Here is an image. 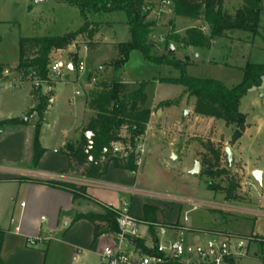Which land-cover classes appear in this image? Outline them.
Wrapping results in <instances>:
<instances>
[{"label":"rangeland","instance_id":"1","mask_svg":"<svg viewBox=\"0 0 264 264\" xmlns=\"http://www.w3.org/2000/svg\"><path fill=\"white\" fill-rule=\"evenodd\" d=\"M35 1L0 0V68L7 73L16 67L12 36L55 37L78 31L83 26L79 10L63 0H45L39 4ZM143 1L149 6L148 20L156 24L151 36L156 46L153 55L185 63L188 76L218 81L231 89L242 81L243 71L248 65L264 66V0L261 3L259 35L233 31L227 37L212 38L203 47H184L173 41L178 36L184 38L187 30L201 27V22L175 16L171 6L162 5L166 0ZM222 1L230 16L244 5V0ZM91 20L101 24L92 50L85 54L84 45H81V51L72 47L54 52L52 56L53 62L63 60L75 64L83 59L87 63V73L63 69L60 78L51 75L49 83L32 84L34 93L39 86H45L44 91L47 88L53 90L45 94L53 101L49 102V113L46 111L44 114L47 122L40 131L43 145L58 147L65 138L71 139L79 134L76 127L88 116L86 100L98 91L100 83L118 81L126 94L146 84L147 106L153 118L150 119L146 139L144 136L136 151L140 155L137 164L140 187L158 197L180 202L179 222L169 225L181 224L198 231L206 240L213 235L248 240L252 242L248 255L236 264H264V245L253 240L254 236L264 239V80L261 87L251 89L241 100L239 112L246 117L247 129L241 139L232 142L235 126L197 114L196 98L184 87L167 81L180 78L181 70L149 62L139 51L131 52L121 69L114 68L119 58L118 45L130 40L125 13H110ZM203 30L209 35L207 28L203 27ZM171 46L175 50L173 54L169 53ZM75 53L77 57H74ZM16 70V76L22 79ZM92 79L97 83L91 82ZM3 92L6 100L3 109L6 112L0 113L5 118L19 115L18 111L27 102L26 89L6 87ZM37 104L35 96V106L25 115L27 124L32 126L39 120L34 112ZM185 111L189 112L187 116ZM155 130L158 131L156 136ZM226 147L234 152L231 169L225 155ZM172 148H175L177 158L172 156ZM211 150L219 152V159L216 160ZM196 162L200 163V172L192 175L190 172ZM237 162L242 165L238 166ZM257 170L263 173L261 184L253 177ZM230 185L236 187L233 198L227 200L226 191ZM83 199L102 211L111 208L89 196ZM6 204L0 195L1 208ZM185 215L188 223L184 222Z\"/></svg>","mask_w":264,"mask_h":264},{"label":"trees","instance_id":"2","mask_svg":"<svg viewBox=\"0 0 264 264\" xmlns=\"http://www.w3.org/2000/svg\"><path fill=\"white\" fill-rule=\"evenodd\" d=\"M63 1L79 10L84 22L83 26L78 31L62 36L21 38L16 71L23 80L40 84L51 82L50 66L53 63L54 52L69 50L73 46L78 48L81 45H85L89 52L95 47V39L101 28L100 23L92 22L91 19L123 12L127 16L130 40L118 45L119 58L114 68L121 69L128 61L130 53L139 51L149 62L181 70L180 78L167 81L184 87L187 93L196 98L197 114L223 120L227 125L235 126L232 142L242 138L246 130V117L239 112L240 102L251 89L261 87L264 80V66L248 65L243 71L242 81L231 89L218 81L194 78L186 74L185 63L153 55L156 46L151 36L156 24L148 20L149 6L143 0ZM261 3L262 0H244L243 7L234 16H230L225 11L222 0H172L171 10L175 16L202 24L201 27L187 30L184 38L178 36L173 41L184 47H203L207 46L212 38L227 37L233 31L257 36L261 30ZM203 27L209 30V35L204 32ZM34 96L38 102L34 112L37 113L39 120L34 125L31 168L38 166L46 152L40 143V131L44 123V114L50 106V96L42 94L38 88ZM148 101L146 84L126 94L123 85L118 81L100 83L98 91L93 92L91 98L85 103L93 116L87 125L80 129L78 139L75 142H67L62 149V153L68 159V168L63 173L99 180L107 174L110 165L119 170L137 172L139 158L136 152L137 147L144 138L151 119ZM21 124L26 123L20 119L0 123L3 127ZM87 132L92 133L91 146L85 135ZM116 145H121L123 151L115 153ZM211 152L216 160L219 159V152L215 150ZM47 184L70 193L73 200L83 199L87 195L85 187L67 183L48 182ZM235 187L233 185L228 187L227 200L233 198ZM157 211V208L153 206H144L143 222L149 224L152 235L155 234L152 224L158 223ZM118 218L116 209L105 208L103 213L76 214L71 224L80 220L91 223L94 227V241H96L103 235L114 236L120 233ZM3 237L4 233L0 232V243ZM253 240L259 242L261 246L264 245V239L254 236ZM135 243L144 249V241L135 240ZM0 264H3L1 259Z\"/></svg>","mask_w":264,"mask_h":264},{"label":"crops","instance_id":"3","mask_svg":"<svg viewBox=\"0 0 264 264\" xmlns=\"http://www.w3.org/2000/svg\"><path fill=\"white\" fill-rule=\"evenodd\" d=\"M20 39L19 35L12 36L16 67L9 68V73L0 68V112H6L3 109L6 101L3 91L6 87L12 90L16 86L26 89L27 102L17 116L5 118L0 113V123L12 119L23 121L26 113L35 106L33 83L18 78L15 72L19 62ZM69 69L73 72L71 67ZM44 87H38L42 94L48 91H44ZM85 109L88 116L76 127L77 132L93 116L86 104ZM24 123L15 128L0 125V195H3L7 203L3 208L0 206V232L4 233L0 243V259L3 264H101L99 256L102 249L114 243L113 235H103L94 241V227L86 220L71 224L76 214L103 213L100 207L84 199L73 200L70 193L49 186L48 182L85 187L86 196L118 210L129 205L130 214L141 221L144 219V206L157 208L156 217L160 223L169 225L180 218V202L158 197L141 188L139 170H119L110 165L107 174L99 180L64 174L68 168V159L62 149L67 142H75L78 133L71 138L74 140L65 138L60 146L54 148L45 147L40 138L46 152L38 166L31 168L34 126ZM155 131L156 136L158 131ZM171 152L176 157L175 148ZM138 230L140 240L151 245V238L155 234L152 235L145 225L139 226ZM32 241H36L34 245H31Z\"/></svg>","mask_w":264,"mask_h":264},{"label":"built area","instance_id":"4","mask_svg":"<svg viewBox=\"0 0 264 264\" xmlns=\"http://www.w3.org/2000/svg\"><path fill=\"white\" fill-rule=\"evenodd\" d=\"M162 5L171 6L172 0L163 1ZM73 48L76 49V46ZM81 49L82 47L77 48L79 51ZM83 52L85 54L88 52L85 45ZM75 55L77 57L76 53ZM69 67L73 72L77 71L80 74L87 73L88 68L83 59L78 60L75 64L57 60L51 64L50 70L52 75L60 78L62 70L69 71ZM91 82L97 83L96 79H92ZM47 89L48 92L52 91L51 88ZM76 95H80V93L77 92ZM50 101L52 102V99ZM85 135L91 146L92 133L87 132ZM122 151L121 145L114 147L115 153ZM138 160L140 161V155ZM188 202L192 203L191 200ZM21 206L24 207L25 204H21ZM117 213L120 233L113 236L114 243L112 245L102 249L99 256L101 264H169L172 262L180 264H231L234 262L236 264L239 260L247 257L250 243H252L248 240L224 235H213L206 240L198 231L191 230L181 224L180 226L178 224L162 225L158 222L152 224L155 235L151 238V245L145 244V251L137 246L135 240L141 239L138 227L145 225L149 228V224L133 217L130 214L129 205H124L122 209L117 210ZM184 222H189L187 215L184 217ZM35 242L32 241L31 245H34Z\"/></svg>","mask_w":264,"mask_h":264},{"label":"water","instance_id":"5","mask_svg":"<svg viewBox=\"0 0 264 264\" xmlns=\"http://www.w3.org/2000/svg\"><path fill=\"white\" fill-rule=\"evenodd\" d=\"M45 0H36L35 1V4H39V3H42V2H44ZM174 47L173 46H171L170 47V50H169V53L170 54H173L174 53ZM39 89H41V88H39ZM189 114V112L188 111H185L184 112V115L185 116H187ZM24 122H28V119H24L23 120ZM225 155H226V157H227V163H228V165H229V168L231 169V168H233V165H234V154H233V150L230 148V147H226L225 148ZM237 165L238 166H241L242 164H241V162H237ZM200 172V163L199 162H196V164H195V167H194V169L191 171V174L192 175H197L198 173ZM253 177H254V179L258 182V183H262V173L260 172V171H255V172H253Z\"/></svg>","mask_w":264,"mask_h":264}]
</instances>
